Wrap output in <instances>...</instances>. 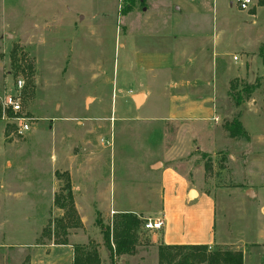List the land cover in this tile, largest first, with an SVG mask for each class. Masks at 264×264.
<instances>
[{"label":"rangeland","instance_id":"rangeland-1","mask_svg":"<svg viewBox=\"0 0 264 264\" xmlns=\"http://www.w3.org/2000/svg\"><path fill=\"white\" fill-rule=\"evenodd\" d=\"M251 2L241 9L236 0H219L217 46L212 49L216 32L211 31V5H202L200 13L187 20L172 9L170 0H144L141 9L125 14L120 13L121 0H0V96L14 93L16 80L22 79V115L30 125L19 135L11 114L1 112L0 264H28L29 257L31 264L62 263L57 257L67 260L66 251L46 253L31 246L33 241H49L53 229L61 238L64 231L78 227L64 226L59 220L63 210L53 202L57 194L66 193L62 189L67 182L73 186L78 208L86 211V221L93 216L96 227L87 242L74 244L91 248L100 239L99 213L92 197L89 202L80 198L83 187L93 193L95 185H114L106 190L102 210L107 211L111 203L157 214L162 208L158 198L162 170L160 164L152 168L154 161H164L174 175L190 180L189 188L205 193L190 201L172 193L168 215L160 216L172 220L177 214L196 220L208 211L215 220L216 241L226 238L232 243L210 249L237 245L243 264H264V48L260 47L264 45V9H256L258 15L252 16L249 9L256 0ZM173 22L177 32L190 38L208 36L204 63L198 56L186 61L183 79H191L205 98L217 97V114L213 116L209 104L203 119L189 121L190 127L179 130L178 137L175 124L167 122L157 129L162 101L156 95L140 110L133 108L127 90L139 87L140 72L133 67L125 70L124 50L119 47L128 40L124 27L143 46L169 31ZM213 52L224 62L217 77L211 71ZM241 73L247 76H236ZM253 84L259 88L246 100L255 95L254 106L236 105L231 95L245 96L241 88ZM237 113L248 139L230 138L225 130V123ZM159 132L166 136L162 139ZM81 169L86 173H80ZM248 187L255 196L247 195ZM171 220L167 240L187 241L182 237L192 233L180 231ZM138 231L140 240L151 237L148 230ZM142 259L132 258L128 264H158L153 253Z\"/></svg>","mask_w":264,"mask_h":264},{"label":"crops","instance_id":"crops-1","mask_svg":"<svg viewBox=\"0 0 264 264\" xmlns=\"http://www.w3.org/2000/svg\"><path fill=\"white\" fill-rule=\"evenodd\" d=\"M172 9L175 11H178L180 13H183V16L187 18V20H193L190 17H195V15H198L200 13L199 9L202 7V5H211V19H212V26L211 31L216 32L217 27L215 22V12L216 8L218 6L219 0H199L200 2H196V0H170ZM206 1V2H204ZM253 6L252 9H249V11H252V16H257L258 12L256 9H264V7L257 5ZM144 3V2H143ZM229 4H232V1H229ZM141 2L136 1L135 5L133 6V9L131 11L141 9L142 8ZM161 7H164L162 5ZM166 8V7H165ZM168 8V7H167ZM145 10V9H144ZM129 11V13L131 12ZM161 13L166 12V10L161 9ZM251 23L255 24L256 20L253 19ZM222 31V29H221ZM123 32L126 34L128 40L124 42L119 43V47L124 50L122 52V58H121V64L125 70H129V68L133 67L136 72H140L138 75V84L139 87L137 89H133L132 87H128L127 95L128 98H130L131 103L133 105V108L136 110H140L151 98L152 96L156 95L160 98L162 101L159 103V107L161 108L162 112L159 114V117L156 118L157 120V129H161L165 123H171L175 124L179 127L177 133L175 134L176 137H178L179 130L183 129V127H190L187 125L189 121H192L194 119L201 118L203 119L202 115L205 111H207L209 108V104L212 106L213 109V116H215L216 113V99L217 97L215 95L211 96V98H205L204 92L201 89H197L195 87V84L193 86L191 85V79H183L185 71L187 70V67L185 66L186 61H189L190 59L196 60V56L200 57L201 64L204 63V53L207 50V46L204 41H207L209 38L205 34H199L195 36L194 38H190L191 36L186 33H180L177 32L176 26L171 23L169 31L166 33L156 35L155 39L148 40V43L143 46H138L136 43V39L133 36L132 30H127L126 27H124ZM215 40L212 42V49H214L217 46V38L218 33H215ZM193 37V36H192ZM194 39V40H193ZM196 46V47H193ZM261 49L264 48V45L260 46ZM259 47V48H260ZM200 54V55H197ZM215 56V59L212 61L211 64V71L212 73L217 77L220 76L221 73L224 70V62L222 60L218 59V53L213 52L212 53ZM217 56V57H216ZM262 57V56H261ZM130 60V62L128 61ZM262 60L264 62V55L262 57ZM118 67V63H117ZM248 67V63H247ZM247 69V68H246ZM221 72V73H220ZM245 74V75H244ZM142 75L143 81H142ZM177 75L178 78H181L178 80H171L170 78L175 77ZM236 76H247L246 73H241ZM198 77H194L192 79H195L197 81ZM194 80V81H195ZM226 79H223L225 81ZM207 84H209V81H207ZM191 87L193 89H191ZM256 89L252 92H256ZM216 92V87H215ZM264 94V91H263ZM138 96V101L135 100L134 96ZM194 95V97L192 96ZM222 99V98H221ZM214 102V103H213ZM244 102H249L250 104L255 102V95L251 97L249 100H245ZM243 102V103H244ZM242 104V103H241ZM254 106V104H251ZM240 106V105H239ZM253 112H257L258 105L253 108ZM240 114V113H239ZM240 119V118H239ZM110 120V119H109ZM242 125L243 122L240 119ZM244 127V126H243ZM245 128V127H244ZM159 134H161L159 132ZM166 136V134L163 132V135L161 134V138L163 139ZM160 164L161 166V176H160V183L158 184V198L160 201H162V208L157 211V214L151 216L147 215L141 210H131V209H125V208H119V207H113L111 203H109L108 209L102 210L100 207L103 203L106 204V190L109 186V189L113 186L111 184L101 186L100 184L94 186V192L90 193L86 187H83L82 195L80 198L85 199L86 202H89L88 199L91 197L93 198V202L96 206V210L99 213V216L97 218L100 219V227L102 225H106L108 223V219L110 221L111 225V219H113L114 214L119 212H131L138 217H140L143 221L147 218H150L152 220L161 219L163 221V225L159 229L154 230H148V232H151V237L148 240H140L139 237L137 238V245H136V251L134 254L131 255H122L120 257H115L114 261L115 264H128V260L134 259L135 257H138L139 260H143L142 257L145 254L153 253V256H155V261L157 260V246L159 244H207L209 246L214 245H232L231 241L229 239H220V241H216L215 237V220L210 219V213L206 211L205 216L200 217L196 220H193V218L189 217H182L178 216L177 214L173 216L172 220L169 218V216H160V214H167L168 215V208L170 209V204H168L169 197H172V193H176L177 197H183L186 196V200L190 201L192 198L188 196V192L191 188H189V179L186 178L185 175H174L173 171H169L168 168H166L164 161H154L151 165L152 168L154 165ZM85 169H81L79 172L82 174L86 173ZM172 173V174H169ZM169 174V175H168ZM2 187V183L0 181V188ZM71 191L73 189V186L70 187ZM105 190V191H103ZM195 190V189H194ZM184 193V194H182ZM205 194L201 191L195 190V198L200 197V195ZM208 193V192H207ZM247 195L249 197H253L256 195L255 191L250 187L247 188ZM104 197V199H102ZM73 201L74 205L76 204L78 213H79V220L81 223V226H78L76 229H68L66 233L67 243H56L54 241V235L55 231L54 229L51 231V239L49 241H42V242H36L33 241L34 248H41L43 251H46V253H51L54 249H59V251H66V261L63 262L64 257H57L58 260L62 263L59 264H72L73 260V245L74 243H85L87 242L91 237L90 235H95L96 227L93 225L92 220L93 216H88V220L86 221L85 216L83 214L84 209L81 211L78 208V200L74 198L73 195ZM54 202V201H53ZM84 202V200H83ZM264 210V207H262ZM89 212V211H88ZM173 221L174 225H177L180 231L189 230L191 235L184 236L182 238H188L186 240H181L178 242H170L167 239L168 236V227H169V221ZM176 222V224H175ZM178 222V223H177ZM99 226V225H98ZM142 228V227H141ZM92 229L94 231L92 232ZM100 229V228H99ZM98 229V230H99ZM143 229V228H142ZM162 229L163 231H159ZM147 231V230H145ZM100 233V239L94 240L95 246L99 252L101 263L102 264H109L108 254L109 250L106 249L105 246L102 244V231H99ZM93 233V234H91ZM137 235H140V232H137ZM234 249V248H233ZM235 249H239V247L236 245ZM241 251V250H240ZM107 254V260L106 259ZM243 254V252H242ZM138 255V256H137ZM28 264H31V257H29Z\"/></svg>","mask_w":264,"mask_h":264},{"label":"trees","instance_id":"trees-1","mask_svg":"<svg viewBox=\"0 0 264 264\" xmlns=\"http://www.w3.org/2000/svg\"><path fill=\"white\" fill-rule=\"evenodd\" d=\"M136 1L144 2V0H121L120 13L125 14L131 11ZM257 5L264 7V0H258ZM258 86L259 84L244 85L241 89L246 95L239 92L231 95L234 103L236 105L243 103ZM225 130L230 138H249L239 119V113L225 123ZM62 190H66V193L57 194L54 198V205L63 210L59 220L68 228L81 226L68 182ZM96 222L98 225L101 223L99 218H96ZM142 223L143 220L134 213L119 212L114 214L110 226L102 225L103 242L109 250V264H115V257L135 253L137 232L142 227ZM53 239L56 243H67L66 232H63L61 238L55 234ZM210 247L207 244H159L157 246L158 264H243V254L240 250L218 246L210 249ZM72 264L102 263L95 246L89 248L74 244Z\"/></svg>","mask_w":264,"mask_h":264},{"label":"built area","instance_id":"built-area-1","mask_svg":"<svg viewBox=\"0 0 264 264\" xmlns=\"http://www.w3.org/2000/svg\"><path fill=\"white\" fill-rule=\"evenodd\" d=\"M236 2L241 9H247L252 4L251 0H236ZM233 58H236V56ZM23 85V80L18 78L15 83V92L10 94L4 92L0 96L1 112L11 114L16 126L15 131L19 135L26 133L30 128L28 118L22 115L21 89ZM162 225L163 221L161 219L152 220L147 218L143 221L142 228L144 230H154L159 229Z\"/></svg>","mask_w":264,"mask_h":264},{"label":"water","instance_id":"water-1","mask_svg":"<svg viewBox=\"0 0 264 264\" xmlns=\"http://www.w3.org/2000/svg\"><path fill=\"white\" fill-rule=\"evenodd\" d=\"M134 98H135L136 101H138V96H137V95L134 96ZM188 196H189L190 198H193V197L195 196V190L190 189L189 192H188Z\"/></svg>","mask_w":264,"mask_h":264}]
</instances>
